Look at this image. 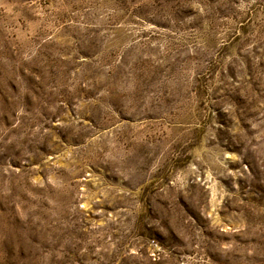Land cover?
Here are the masks:
<instances>
[{
	"label": "rangeland",
	"instance_id": "1",
	"mask_svg": "<svg viewBox=\"0 0 264 264\" xmlns=\"http://www.w3.org/2000/svg\"><path fill=\"white\" fill-rule=\"evenodd\" d=\"M0 264H264V0H0Z\"/></svg>",
	"mask_w": 264,
	"mask_h": 264
}]
</instances>
